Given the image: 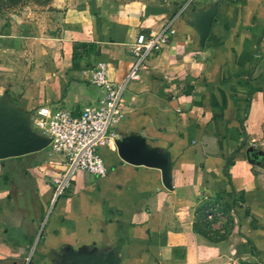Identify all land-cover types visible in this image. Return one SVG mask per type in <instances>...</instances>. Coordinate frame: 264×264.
<instances>
[{
    "label": "crops",
    "instance_id": "0c3cea01",
    "mask_svg": "<svg viewBox=\"0 0 264 264\" xmlns=\"http://www.w3.org/2000/svg\"><path fill=\"white\" fill-rule=\"evenodd\" d=\"M57 4L63 43L19 99L24 110L78 115L101 96L85 70L103 61L124 82L136 36L173 19L149 26L104 0ZM173 28L127 84L115 141L101 149L107 176L79 172L54 202L65 166L46 160L50 149L0 160V264H54L68 252L116 264H264V0H219L204 49L187 13ZM130 136L168 158L171 189L160 169L121 159L116 143ZM211 197L231 215L217 235L197 223Z\"/></svg>",
    "mask_w": 264,
    "mask_h": 264
},
{
    "label": "rangeland",
    "instance_id": "374dc122",
    "mask_svg": "<svg viewBox=\"0 0 264 264\" xmlns=\"http://www.w3.org/2000/svg\"><path fill=\"white\" fill-rule=\"evenodd\" d=\"M104 1L118 16H131L132 20L157 26L162 22L167 24L188 0ZM57 2L23 0L14 5L9 0H0V101L5 99L19 106V99L32 89L36 75L44 69L47 59L59 51L63 43L60 37L65 34V29L61 21L63 7ZM46 160L51 164H63L61 156L51 149ZM197 213L200 227L214 235L231 217L220 197H211ZM67 254V258H71L75 253ZM62 261L63 258H56L54 264Z\"/></svg>",
    "mask_w": 264,
    "mask_h": 264
},
{
    "label": "built area",
    "instance_id": "2783aa9c",
    "mask_svg": "<svg viewBox=\"0 0 264 264\" xmlns=\"http://www.w3.org/2000/svg\"><path fill=\"white\" fill-rule=\"evenodd\" d=\"M193 0L182 4L168 26L160 33L140 32L130 44L134 62L124 82L117 83L108 78L106 62H98L87 68L90 82L101 89L96 104L84 107L78 115L62 108L39 106L31 112L34 130L50 138L49 148L59 154L65 169L54 183L53 201L63 196L75 174L83 172L97 178L108 175L107 161L101 149L110 146L116 138L115 130L124 117V94L127 84L141 78V72L154 54L169 41L176 30L174 22L193 6ZM31 256L26 264H30Z\"/></svg>",
    "mask_w": 264,
    "mask_h": 264
},
{
    "label": "water",
    "instance_id": "95a60500",
    "mask_svg": "<svg viewBox=\"0 0 264 264\" xmlns=\"http://www.w3.org/2000/svg\"><path fill=\"white\" fill-rule=\"evenodd\" d=\"M219 10V0L202 9L191 7L187 11L190 26L198 36L199 46L204 49ZM31 111L0 101V160L21 157L45 150L50 138L33 130ZM118 154L128 164L160 169L162 181L172 188L169 179V160L156 149L149 148L144 138L130 136L116 143ZM61 264H116L97 255L74 254L63 258Z\"/></svg>",
    "mask_w": 264,
    "mask_h": 264
},
{
    "label": "trees",
    "instance_id": "16d2710c",
    "mask_svg": "<svg viewBox=\"0 0 264 264\" xmlns=\"http://www.w3.org/2000/svg\"><path fill=\"white\" fill-rule=\"evenodd\" d=\"M10 1V3H12V4H18V3H21L23 0H9Z\"/></svg>",
    "mask_w": 264,
    "mask_h": 264
}]
</instances>
